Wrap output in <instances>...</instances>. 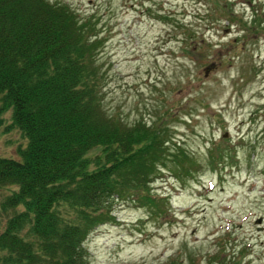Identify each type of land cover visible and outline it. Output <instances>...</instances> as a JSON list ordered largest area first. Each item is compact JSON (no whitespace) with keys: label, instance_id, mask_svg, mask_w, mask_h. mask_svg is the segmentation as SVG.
Segmentation results:
<instances>
[{"label":"rangeland","instance_id":"374dc122","mask_svg":"<svg viewBox=\"0 0 264 264\" xmlns=\"http://www.w3.org/2000/svg\"><path fill=\"white\" fill-rule=\"evenodd\" d=\"M51 1L97 30L107 112L167 128L196 163L154 182L160 211L116 202L85 242L88 264H264V0ZM26 143L1 128L0 157Z\"/></svg>","mask_w":264,"mask_h":264},{"label":"trees","instance_id":"16d2710c","mask_svg":"<svg viewBox=\"0 0 264 264\" xmlns=\"http://www.w3.org/2000/svg\"><path fill=\"white\" fill-rule=\"evenodd\" d=\"M100 43L66 2L0 0V130L16 127L27 139L18 157H0V189L9 190L0 264H88L85 242L115 218L116 202L160 211L167 197L154 182L196 165L182 148L173 152L167 128L107 112ZM211 157L229 155L220 144Z\"/></svg>","mask_w":264,"mask_h":264},{"label":"water","instance_id":"95a60500","mask_svg":"<svg viewBox=\"0 0 264 264\" xmlns=\"http://www.w3.org/2000/svg\"><path fill=\"white\" fill-rule=\"evenodd\" d=\"M261 221H262V219H259V221H258V222L260 223Z\"/></svg>","mask_w":264,"mask_h":264}]
</instances>
